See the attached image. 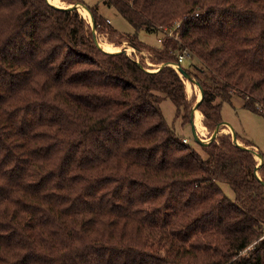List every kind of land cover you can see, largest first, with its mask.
<instances>
[{"label":"trees","instance_id":"obj_1","mask_svg":"<svg viewBox=\"0 0 264 264\" xmlns=\"http://www.w3.org/2000/svg\"><path fill=\"white\" fill-rule=\"evenodd\" d=\"M101 3L136 32L114 27ZM88 6L110 41L164 65L102 49L76 8L0 0V264H264V160L259 179L254 153L222 132L202 156L161 106L169 98L191 124L169 64L187 50L180 65L203 88L211 133L234 95L264 116V0ZM140 30L164 36L152 45Z\"/></svg>","mask_w":264,"mask_h":264},{"label":"rangeland","instance_id":"obj_2","mask_svg":"<svg viewBox=\"0 0 264 264\" xmlns=\"http://www.w3.org/2000/svg\"><path fill=\"white\" fill-rule=\"evenodd\" d=\"M76 2L80 4H84L89 8L90 11V17H86L80 9L78 11L80 14L86 18L87 22L90 24V28L92 29V19L91 14L93 15L92 10L90 9V6L88 5H94L99 3L100 0H83ZM74 3H69L67 1H64L63 6L72 5ZM99 11L106 16L108 19L111 20V23L114 27H116L119 31L125 33V32H136L133 25L123 17V15L119 12V10L114 6H106L102 3L100 4ZM94 17V15H93ZM96 35L98 37V40L101 42L102 40L110 41L108 38V33H104L96 29ZM93 31V29H92ZM139 38L149 44L152 45H158L161 43V38L164 36V32H148L146 30H140L137 32ZM118 38L115 37L113 41H110L115 46L119 47V50L122 48L127 49V54L135 57L138 61H143L147 69L151 71H156L162 66V64H158L153 62L150 59V53L148 50H139L136 48L133 44H131L128 40H123L120 44H117ZM115 51V50H114ZM111 51V52H114ZM193 58L189 55H187L186 59L180 63L182 66H186L190 61H192ZM172 66L177 65L176 62L169 63ZM179 64V65H180ZM180 65V66H181ZM178 66V65H177ZM181 66V67H182ZM175 67V66H174ZM179 71V67H175ZM180 73V72H179ZM181 74V73H180ZM194 78L195 76L191 74ZM181 76L184 78L185 86H186V93L187 97L190 100L192 104V109L195 106L196 102L201 96V90L199 86L196 84L195 80H189L188 78H185L182 74ZM192 84L191 89H187V81ZM200 95V96H199ZM162 110L168 120V122L172 125H174L177 132L185 136L188 140V143L192 145L194 148L197 149L198 152L204 157H207V153L202 149L200 143L197 141V139L194 137L193 131H192V125L190 123L182 124L181 119L176 118V107L174 103L169 99L166 98L162 101ZM200 110V109H199ZM222 112L224 116V121L230 123L235 131L237 133H240L241 135L245 136L249 140L252 141V145H248L249 148L254 149L257 153L261 154L264 159V116L258 113H255L244 106V100L240 95H234L232 98V103L230 102H224L222 107ZM198 130V129H197ZM199 132V130H198ZM230 133L232 135V129L227 124H222L220 126L219 133ZM200 137L202 140H208L212 133L210 130L206 127L205 132L201 133L199 132ZM244 139V138H243ZM239 142L245 145V140H241V138H238ZM255 155V154H254ZM256 159L258 160V164H261L262 159L261 157L255 155ZM226 193L230 197H234L233 191L230 189V187L225 186Z\"/></svg>","mask_w":264,"mask_h":264},{"label":"water","instance_id":"obj_3","mask_svg":"<svg viewBox=\"0 0 264 264\" xmlns=\"http://www.w3.org/2000/svg\"><path fill=\"white\" fill-rule=\"evenodd\" d=\"M49 1V0H48ZM50 2V1H49ZM51 3V2H50ZM53 5H55V6H57V7H61V8H76V9H79V3H74V4H72V5H68V6H63V5H57V4H54V3H52ZM91 19H92V29H93V37H94V40H95V42H96V44L99 46V47H101L102 49H104V50H106L105 48H103V46L101 45V42L98 40V37H97V35H96V30H95V19H94V17H93V15L91 14ZM107 51V50H106ZM116 51H123V52H125V53H127V49L126 48H122V49H120V50H115L114 52H116ZM111 52V51H110ZM164 64H162V66H163ZM162 66H160V68L162 67ZM179 66V72L185 77V78H188L189 80H195V82H196V84L199 86V88H200V90H201V96H200V98L198 99V101L196 102V104H195V106L193 107V109H192V116H193V118H192V121H191V125H192V131H193V134H194V137L197 139V141L200 143V145L202 144H208L210 141H212L218 134H219V131H220V125L216 128V130L212 133V135H211V137L208 139V140H202V138L200 137V135H199V132H198V130H197V125H196V122H195V111L198 109V107H199V104H200V102L202 101V99H203V97H204V91H203V88H202V86L199 84V82L191 75V73L189 72V71H187V70H185L183 67H181L180 65H178ZM159 68V69H160ZM222 124H227V125H229L230 127H231V129H232V137H233V141L235 142V143H237L238 145H241V146H244V147H246V148H248V149H250L255 155H257V156H259V157H261V159H262V162H263V157H262V155L261 154H259V153H257L254 149H252V148H249V146H245L244 144H242V143H240L239 142V140H238V137H237V132L235 131V129H234V127L230 124V123H228V122H226V121H224ZM261 162V163H262ZM261 164H257V166H256V169H255V173H256V175L258 176V178L259 179H261V177H260V175H259V173H258V167L260 166ZM263 183H264V181H263Z\"/></svg>","mask_w":264,"mask_h":264},{"label":"bare ground","instance_id":"obj_4","mask_svg":"<svg viewBox=\"0 0 264 264\" xmlns=\"http://www.w3.org/2000/svg\"><path fill=\"white\" fill-rule=\"evenodd\" d=\"M49 1L51 3L57 4V5H63L65 0H49ZM79 9L82 12V14H84L89 19V17H90L89 8H87V6H85L84 4H80L79 5ZM101 45L107 51L119 50L118 46H115L113 43H111L110 41H107V40H102L101 41ZM175 66L178 68L177 65H175ZM186 84H187V89H191L192 84L190 82H188V81L186 82ZM202 118H203V113L201 112V110L197 109L195 111V122H196V125H197V129L199 130V132L204 133L206 126L203 124Z\"/></svg>","mask_w":264,"mask_h":264},{"label":"built area","instance_id":"obj_5","mask_svg":"<svg viewBox=\"0 0 264 264\" xmlns=\"http://www.w3.org/2000/svg\"><path fill=\"white\" fill-rule=\"evenodd\" d=\"M164 30L166 31L167 29L165 28ZM166 32L169 35H172L173 34V32H172L171 29L170 30H167ZM187 55H189V52L187 50H184L182 53L178 54V62H177L178 64L177 65H179L181 62H183L186 59ZM174 66H175V64H174ZM184 141H188L187 138H184Z\"/></svg>","mask_w":264,"mask_h":264},{"label":"crops","instance_id":"obj_6","mask_svg":"<svg viewBox=\"0 0 264 264\" xmlns=\"http://www.w3.org/2000/svg\"><path fill=\"white\" fill-rule=\"evenodd\" d=\"M202 122H203V118H202Z\"/></svg>","mask_w":264,"mask_h":264}]
</instances>
